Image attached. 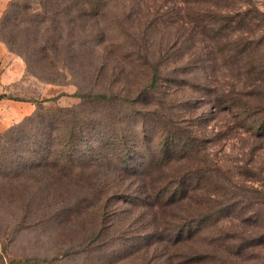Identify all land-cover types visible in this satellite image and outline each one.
Here are the masks:
<instances>
[{"label": "rangeland", "instance_id": "obj_1", "mask_svg": "<svg viewBox=\"0 0 264 264\" xmlns=\"http://www.w3.org/2000/svg\"><path fill=\"white\" fill-rule=\"evenodd\" d=\"M82 1L0 0L22 71L0 82V264H165L200 189L239 264H264V0L245 27L206 0Z\"/></svg>", "mask_w": 264, "mask_h": 264}, {"label": "trees", "instance_id": "obj_2", "mask_svg": "<svg viewBox=\"0 0 264 264\" xmlns=\"http://www.w3.org/2000/svg\"><path fill=\"white\" fill-rule=\"evenodd\" d=\"M234 1L236 0H206L205 4L206 6H208L207 8L209 10H218L220 11L221 15L224 14V16L221 18L224 21H231L233 19V16H236V23L242 25L243 27L251 24L252 22L258 21L257 17L250 15L249 10H246L252 6L249 0L247 1L244 10H242V7L234 5ZM82 4L83 5L81 6H88L90 8H99L102 6L101 4V6H99V4L95 1L93 3L92 0H83ZM10 7L13 8L15 7V5L11 4ZM83 7H80L79 10H82ZM209 21L212 23V25H215L217 22H219V19L209 16ZM223 29L224 28H222L221 25H218L216 31H214L213 29L211 30V35L208 36V38L210 40H215L216 45L219 46V48H224L227 46L228 48H230L231 43H233L231 35L224 34ZM238 54H242V51H238ZM23 56L27 59L26 54H24ZM250 73H257V71L254 69L251 70ZM255 82L256 80L250 83V85L247 83L243 84L244 86H247V88H251L252 90L249 93H244L242 95L243 97L247 96L248 98H251V100L259 97L260 93L256 91L260 87V85H256ZM75 97L79 98L80 101L84 103H90L96 99L104 98L103 95H94L91 93L81 94ZM1 99L11 98H6L5 96L1 95L0 100ZM12 100L24 101L23 99L18 98H13ZM258 100L259 98L256 101L258 102ZM240 102L241 104H243L242 101ZM229 107L231 109L234 108L242 113L246 112V110L240 104L235 106L230 105ZM248 118H250V116ZM260 127L263 128L261 137H264V121L262 123V126ZM163 159L166 160L167 158ZM200 190V196L205 197L203 204L200 205L198 201H194V203L191 204L192 206H189L188 220L182 221V223H184V226H186L187 224L197 223V227L191 232L189 231L190 229H188L185 234L183 232H180L178 234L174 233L172 237H170V239L173 240V243L170 242L171 247H169L172 251H167L166 260H164L166 262L165 264H239L240 255L233 243L236 240V234L235 231H233V222L236 221L229 217L225 219L226 223L229 226L226 227L227 232L220 225L214 227L212 223V225L209 226L208 223L212 222L213 219H216L218 214L217 210L212 211L213 209L209 206V202H214L213 197L215 196V194L206 190ZM202 191L203 194L201 193ZM192 192L193 191H190V194H192ZM184 196L191 199L196 198L195 195L189 197V193L185 194ZM206 206H208L210 209H206ZM201 209H206V212H202ZM210 229H214L215 231H210ZM230 231L231 233H229ZM183 247L186 248V251L184 253L180 251Z\"/></svg>", "mask_w": 264, "mask_h": 264}, {"label": "crops", "instance_id": "obj_3", "mask_svg": "<svg viewBox=\"0 0 264 264\" xmlns=\"http://www.w3.org/2000/svg\"><path fill=\"white\" fill-rule=\"evenodd\" d=\"M4 58V64L6 67L5 69V73H1L0 72V82L2 81H6L7 78L11 79V80H17L21 74H22V71H21V64L19 63V61L15 60V61H11V62H7L6 63V59L9 58V60H11L10 57H8L7 55V52L5 50V48L0 44V59L1 58ZM4 100L6 99H1L0 102H4ZM11 102L15 103V104H19V105H29V101H15V100H10Z\"/></svg>", "mask_w": 264, "mask_h": 264}]
</instances>
